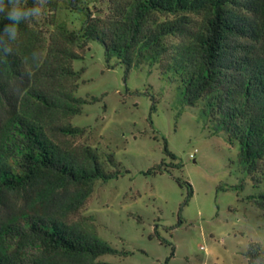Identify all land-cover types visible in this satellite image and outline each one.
Segmentation results:
<instances>
[{"label":"trees","instance_id":"1","mask_svg":"<svg viewBox=\"0 0 264 264\" xmlns=\"http://www.w3.org/2000/svg\"><path fill=\"white\" fill-rule=\"evenodd\" d=\"M88 1L75 9L79 26L68 27L54 22L58 0H48L42 17L20 24L15 41L3 33L9 21L0 16V41L11 49L0 47V104L8 109L0 130V191L68 186L74 189L72 208L83 204L94 181L118 176L108 168L116 166L111 154L87 144L65 148L51 137L84 134L70 124L86 103L76 97L82 70L72 62L97 41L126 70L146 66L177 82L185 103L199 108L213 133L238 145L254 190L248 199L264 207V0ZM164 152L175 160L165 143ZM179 167L160 163L144 174ZM184 184L190 197L191 185ZM38 201L36 196L28 212L8 214L0 264H114L99 258L127 254L58 216L41 214ZM245 255L247 264H264L258 243Z\"/></svg>","mask_w":264,"mask_h":264},{"label":"rangeland","instance_id":"2","mask_svg":"<svg viewBox=\"0 0 264 264\" xmlns=\"http://www.w3.org/2000/svg\"><path fill=\"white\" fill-rule=\"evenodd\" d=\"M81 1L89 2L58 0L54 22L78 27L75 9ZM72 68L82 70L76 97L86 103L70 124L84 128V134L51 137L65 148L87 144L111 154L116 166L108 168L119 174L94 181L83 204L72 208L68 203L74 189L68 186L2 190L0 231L12 222L9 213L28 212L37 196L41 214L58 216L127 252L102 256L101 261L247 264L245 252L251 243H258L264 254V207L248 199L254 190L238 145L229 143L222 132L213 133L199 108L185 103L177 82L146 66L126 70L97 41L88 42ZM7 115L8 109L0 104V130ZM164 143L175 160L165 154ZM160 163L180 167L144 174ZM184 182L191 185L190 197Z\"/></svg>","mask_w":264,"mask_h":264},{"label":"clouds","instance_id":"3","mask_svg":"<svg viewBox=\"0 0 264 264\" xmlns=\"http://www.w3.org/2000/svg\"><path fill=\"white\" fill-rule=\"evenodd\" d=\"M47 2L48 0H33V5L29 7L26 0H0V16L9 21L3 26V33L15 41L19 36L20 24L40 17ZM0 47L6 53L11 51L3 41H0Z\"/></svg>","mask_w":264,"mask_h":264}]
</instances>
